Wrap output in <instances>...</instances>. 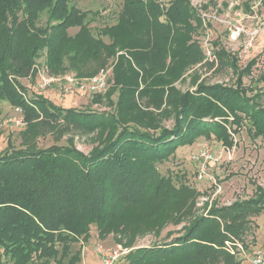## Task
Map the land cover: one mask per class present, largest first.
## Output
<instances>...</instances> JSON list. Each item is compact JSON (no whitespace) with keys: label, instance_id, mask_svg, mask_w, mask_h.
<instances>
[{"label":"trees","instance_id":"16d2710c","mask_svg":"<svg viewBox=\"0 0 264 264\" xmlns=\"http://www.w3.org/2000/svg\"><path fill=\"white\" fill-rule=\"evenodd\" d=\"M121 2L116 23L95 37L87 13L70 0H0V104L20 109L26 124L21 147L0 153V264H79L92 225L101 240L128 226L156 234L192 211L170 242L130 251L119 264H241L226 243L241 242L251 219L264 213V189L195 215L199 194L181 181L176 187L158 166L202 135L230 149L245 123L251 136L264 137V108L249 96L242 75L234 88H174L187 67L203 60L193 39L202 22L190 0ZM72 29L78 31L71 36ZM216 55L229 63L223 51ZM40 57L47 74L73 72L80 78L116 59L109 89L110 95L118 92L114 114L65 109L42 95H27L20 81L35 77ZM157 116L171 118V129L159 125ZM100 127L105 139L87 155L72 145L36 147L46 133ZM76 243L81 245L71 253Z\"/></svg>","mask_w":264,"mask_h":264},{"label":"rangeland","instance_id":"374dc122","mask_svg":"<svg viewBox=\"0 0 264 264\" xmlns=\"http://www.w3.org/2000/svg\"><path fill=\"white\" fill-rule=\"evenodd\" d=\"M158 1L165 4L168 0ZM217 1L218 0H190L193 7L202 10L205 14L214 9ZM222 1L226 3V1L236 0ZM240 1L242 5L232 10L240 12L239 8L241 7L240 10L242 13L248 15L251 7L249 4L254 0ZM69 5L74 6L81 12L87 13L86 23L95 37L98 36L100 29L112 26L116 23L122 8L121 0H70ZM245 5H247V8ZM220 6L219 9H223V13L219 14V16L222 18L228 11V5ZM259 9L260 12L258 16L264 18V4L261 5ZM45 21V15H41L39 25L43 26ZM207 29L210 31L211 47L215 55L218 51H223L226 56L229 57V63L220 62L216 55V65L210 63L206 65L203 57L200 63L186 68L180 79L174 84V88L180 93H194L196 85L200 83L207 85L220 84L234 88L238 76L242 75L241 82L244 88L248 89L249 96L255 97V101L264 108V32L258 37L252 58L247 59L245 63H240L234 56L229 54L225 48L226 30L224 24L209 23L207 24ZM77 31V29L69 30V34L72 36L76 34ZM203 35L204 26L202 23L201 29L193 35V39L198 42L199 46L201 39H204ZM103 41L107 42V39L103 38ZM115 62L116 59H111L102 68L109 71V77L106 89L97 95L77 93H73V95H63L57 86L40 89V81L42 78H46L45 74L47 73L41 57L37 61L35 77L30 80H21L20 83L25 87L27 95H42L61 108H71L98 114L102 113L106 117H111L115 111L118 95L117 91L112 95L109 94V89H111L113 85V67ZM251 62H253V65L251 66L250 72L242 74ZM231 63H233V66L235 65V69L231 66ZM55 76L80 78L73 72L62 73ZM84 78L85 77L80 79ZM108 95L110 96L108 97ZM138 101L142 106H146V102H148L139 98ZM149 110L153 111L151 108ZM154 114L159 115L156 111H154ZM16 116L14 109L7 102H2L0 104V153L7 149L8 146L14 149L21 147L20 136L26 129V124H24V122L22 126H14L10 120ZM156 119L159 125L161 124V126L171 129L173 125L171 118L157 116ZM249 129V126L245 123L238 131V134H235L234 146L230 149L224 148L213 136H199L194 139L191 145L179 147L169 160L158 166L161 175H170L173 177V183L176 187L179 181H181L182 184L194 189L199 194L195 201V215L204 213L207 206H227L237 200H247L253 196L256 187L264 189V137L255 138L251 136ZM104 139V130L102 127L96 128L92 132H78L75 130L65 132L64 129H60L57 133L50 132L39 136L36 140V147L39 149H46L54 145H72L78 151L87 155L97 148ZM203 149L208 150L217 161L209 166V174L212 180L197 182L196 175L200 165L198 156L199 152ZM192 197H186L183 203L189 202ZM180 202L182 204L181 200ZM192 216L182 221L179 225L167 224L156 234H142L143 232L135 231L132 227L128 226V229L124 228L122 233L108 235L103 240L98 238L96 228L92 225L90 227V238L82 245L81 261L79 264L97 263L98 260L95 255L97 245H101L107 250L122 251L125 254L122 255L121 258L126 257L130 251L135 249L165 245L170 242L172 238L180 234L183 227L188 225L191 221L193 218ZM238 243L242 247L240 250L241 254L235 252L233 253V257L240 261L241 264H247V260L257 252L264 253V213L251 219L247 233L243 240ZM80 245L81 243L73 244L71 246V253L76 252ZM3 264L12 263L6 261ZM122 264H129V261L125 260Z\"/></svg>","mask_w":264,"mask_h":264},{"label":"built area","instance_id":"2783aa9c","mask_svg":"<svg viewBox=\"0 0 264 264\" xmlns=\"http://www.w3.org/2000/svg\"><path fill=\"white\" fill-rule=\"evenodd\" d=\"M220 5H228V11L222 18L219 16V14L223 13V9H219L221 7ZM239 5H242L240 0L226 1V3H223L222 0H218L214 9L210 10L207 14L203 13L202 10L193 7L198 12L204 26V39H201V43L200 41L199 43L206 65L208 63L216 65L217 63L215 52L211 47L210 31L207 29V24L209 23L224 24L226 30L225 48L238 62L245 63L247 59L252 58L258 37L262 32H264V18H260L258 16L262 0H254L249 4L251 7L248 15L242 13L240 10L241 8H239L240 12L232 10L237 8ZM45 76L46 78H42L40 81V89L44 87L57 86L63 95H73V93L97 95L106 89L109 71L101 69L94 76L84 79L70 76L56 77L47 73ZM14 112L17 116L10 120L11 123L16 127L22 126L24 123L22 111L20 109H14ZM198 158L200 160V165L196 175L197 182H201L203 180L211 181L212 177L209 174V166L213 165L217 159L206 149L199 152ZM226 246L232 254L235 252L241 254L240 250L242 247L238 242L233 244L226 243ZM124 254L125 253L122 251L107 250L103 246L97 245L95 255L98 261L96 264H119L121 256ZM247 264H264V253H255L247 260Z\"/></svg>","mask_w":264,"mask_h":264},{"label":"crops","instance_id":"0c3cea01","mask_svg":"<svg viewBox=\"0 0 264 264\" xmlns=\"http://www.w3.org/2000/svg\"><path fill=\"white\" fill-rule=\"evenodd\" d=\"M262 5H263V2H262ZM241 8V7H240Z\"/></svg>","mask_w":264,"mask_h":264}]
</instances>
